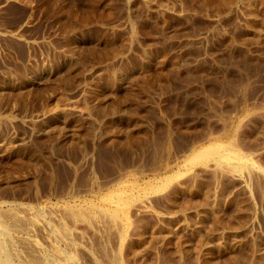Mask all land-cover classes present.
Segmentation results:
<instances>
[{
    "label": "rangeland",
    "instance_id": "374dc122",
    "mask_svg": "<svg viewBox=\"0 0 264 264\" xmlns=\"http://www.w3.org/2000/svg\"><path fill=\"white\" fill-rule=\"evenodd\" d=\"M0 264H264V0H0Z\"/></svg>",
    "mask_w": 264,
    "mask_h": 264
},
{
    "label": "bare ground",
    "instance_id": "6f19581e",
    "mask_svg": "<svg viewBox=\"0 0 264 264\" xmlns=\"http://www.w3.org/2000/svg\"><path fill=\"white\" fill-rule=\"evenodd\" d=\"M231 146H232V147H229V149L226 148V149H228V150H227L228 153H229L228 155H234V154H236V152H237L236 150H234L232 142H231ZM208 150H209V149L206 150V155H208V156H210V155H214L215 152H212V149H211V151L209 150L210 152L207 153ZM235 151H236V152H235ZM216 154H217V153H216ZM224 154H225V153H224ZM216 157H217V156H216ZM242 157H243V156H242ZM193 158H194V157H193Z\"/></svg>",
    "mask_w": 264,
    "mask_h": 264
}]
</instances>
